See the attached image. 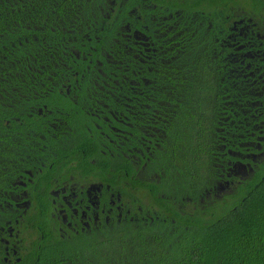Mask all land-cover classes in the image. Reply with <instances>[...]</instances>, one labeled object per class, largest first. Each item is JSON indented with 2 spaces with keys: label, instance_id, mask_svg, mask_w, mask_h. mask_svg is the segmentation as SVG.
Listing matches in <instances>:
<instances>
[{
  "label": "flooded vegetation",
  "instance_id": "af4514ba",
  "mask_svg": "<svg viewBox=\"0 0 264 264\" xmlns=\"http://www.w3.org/2000/svg\"><path fill=\"white\" fill-rule=\"evenodd\" d=\"M52 1L0 0V264H97L264 158V0Z\"/></svg>",
  "mask_w": 264,
  "mask_h": 264
},
{
  "label": "trees",
  "instance_id": "16d2710c",
  "mask_svg": "<svg viewBox=\"0 0 264 264\" xmlns=\"http://www.w3.org/2000/svg\"><path fill=\"white\" fill-rule=\"evenodd\" d=\"M33 2L37 19L38 14L49 13L55 20L57 12H61V3L53 6L52 0H28L27 8ZM200 162L210 169L208 161L198 158L188 161L186 167L196 169ZM192 220L173 232L161 226L117 231L99 242L94 256H90L91 261L97 264H264V158L233 196L212 206L208 217Z\"/></svg>",
  "mask_w": 264,
  "mask_h": 264
},
{
  "label": "water",
  "instance_id": "95a60500",
  "mask_svg": "<svg viewBox=\"0 0 264 264\" xmlns=\"http://www.w3.org/2000/svg\"><path fill=\"white\" fill-rule=\"evenodd\" d=\"M243 165H244V164H243ZM244 166H245V165H244ZM248 167H249V171H250V172H253V170H254L253 167L250 166V165H248Z\"/></svg>",
  "mask_w": 264,
  "mask_h": 264
}]
</instances>
